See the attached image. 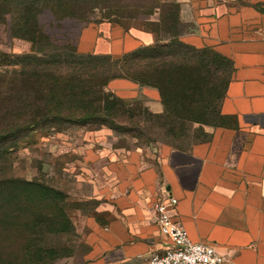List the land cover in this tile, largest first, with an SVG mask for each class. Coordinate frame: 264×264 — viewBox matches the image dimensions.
Segmentation results:
<instances>
[{
	"label": "rangeland",
	"instance_id": "1",
	"mask_svg": "<svg viewBox=\"0 0 264 264\" xmlns=\"http://www.w3.org/2000/svg\"><path fill=\"white\" fill-rule=\"evenodd\" d=\"M166 1L179 6L173 30L179 40L200 49L202 101L195 100L197 88L179 93L165 114L160 99L142 94L120 98L105 87L117 121L97 129V121L32 122L53 110L59 85L73 89L108 78L104 72L89 76L105 60L79 51L85 29L84 37H90L92 28L104 22L125 29L158 28L155 0H46L36 6L37 17L27 25L36 33L26 31V38L11 37L10 7L0 0V207L5 206L0 233L5 229L15 235V240L6 238L5 248L0 245L2 257H7L1 264H146L125 261L118 250L91 255L102 228L116 214L110 200L120 170L131 154L139 155L142 166L159 168L178 151L206 140L219 122L217 102L231 62L209 40H202L203 46L197 39L188 41L201 32L197 12L249 4L264 10V0ZM32 35L34 42L29 41ZM40 60L43 70L36 66ZM139 108L147 109L144 122L122 116L125 109L136 116ZM155 123L162 128L155 131Z\"/></svg>",
	"mask_w": 264,
	"mask_h": 264
},
{
	"label": "crops",
	"instance_id": "2",
	"mask_svg": "<svg viewBox=\"0 0 264 264\" xmlns=\"http://www.w3.org/2000/svg\"><path fill=\"white\" fill-rule=\"evenodd\" d=\"M195 20L201 32L188 41L203 46L202 40H209L231 61L219 122L206 140L178 151L159 168L142 166L139 155L127 157L110 200L116 214L92 247L95 258L96 250H118L125 261L144 262L161 250L166 239L157 230L151 203L165 192L177 199L171 217L192 241L215 246L225 264H264V12L250 4L219 7L197 12ZM88 29L80 36L81 52L118 56L154 41L147 30L107 22L84 37ZM107 87L120 98L159 99L155 89L123 78Z\"/></svg>",
	"mask_w": 264,
	"mask_h": 264
},
{
	"label": "trees",
	"instance_id": "3",
	"mask_svg": "<svg viewBox=\"0 0 264 264\" xmlns=\"http://www.w3.org/2000/svg\"><path fill=\"white\" fill-rule=\"evenodd\" d=\"M4 1V6L10 7L11 37L26 38V31L36 33V30H31L27 25H30V23L32 24L37 17L35 14L36 6L39 5V3L45 5L44 2L46 0ZM155 5L156 11L160 14L156 22L158 28L152 27V24L150 27L144 28V30L153 34L154 41L152 43L140 45L118 56L112 54H93L105 60V62H99L95 67L96 69L89 73V76L104 72L108 74V78L100 84H94L95 86L89 85V82H87L84 87L76 86V88L73 89L59 85L58 100L56 105L52 107L53 110H48L44 113V118H38L40 120H36L32 122V124H37L38 122L53 123L57 120H63L65 122L72 121L74 123L89 124L96 123L97 121V129L103 126L113 125L114 122L117 121L112 111L115 106H112L109 94L105 93L104 88L106 87L108 89V82L116 78L127 79L140 87L155 89L159 93L160 103L165 108V110L163 109L165 114L169 111L166 107L169 102L180 97L182 93H186L187 91L191 93L194 88H197V97L193 99L201 102L202 99H200V95L201 92L204 91L202 89L203 87L200 86V81H202L203 78V76H200L201 64L197 60V53L200 52V49L182 42L179 40L177 33L173 31L179 20V6L175 1L167 2L166 0H155ZM254 6L260 11H264L258 5ZM29 41H35L33 35ZM37 65L42 68L41 70L46 66L41 60L36 63V66ZM79 74L76 76L77 78L82 77V75ZM230 74L223 86V90ZM59 80L60 84L66 83L65 79ZM199 87H201V89ZM108 91L110 92L111 90L108 89ZM172 91L173 95L171 93ZM111 92L115 94L113 91ZM222 96L223 92L217 102L218 105ZM133 101L136 102L138 100L134 99ZM125 110L126 111H123L125 114L122 115L125 119L132 121L133 118L137 117L138 120H134L135 124H137L138 121L144 122L141 116L147 113V109H137L138 114L136 116L133 111H129V109ZM31 113L33 112L31 111ZM216 114L217 116L219 114L218 108ZM150 116L154 119L161 118V116L157 114H150ZM155 124V131L162 128L160 123ZM4 207H0V224L3 216L2 209ZM2 231L3 234L0 233V245L2 248H5L6 245L4 243H6V238L9 239L12 237V239L15 240V235L12 232L9 234L5 233V229ZM1 247L0 264L7 258L2 257Z\"/></svg>",
	"mask_w": 264,
	"mask_h": 264
},
{
	"label": "built area",
	"instance_id": "4",
	"mask_svg": "<svg viewBox=\"0 0 264 264\" xmlns=\"http://www.w3.org/2000/svg\"><path fill=\"white\" fill-rule=\"evenodd\" d=\"M177 199L161 193L152 203L157 230L166 241L161 250L152 251L146 264H225V257L211 244L192 241L187 230L171 217Z\"/></svg>",
	"mask_w": 264,
	"mask_h": 264
}]
</instances>
